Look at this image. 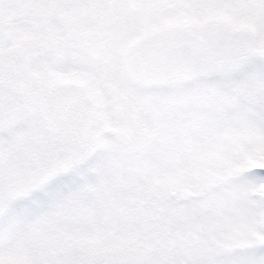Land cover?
Listing matches in <instances>:
<instances>
[{
    "label": "snow or ice",
    "instance_id": "obj_1",
    "mask_svg": "<svg viewBox=\"0 0 264 264\" xmlns=\"http://www.w3.org/2000/svg\"><path fill=\"white\" fill-rule=\"evenodd\" d=\"M0 264H264V0H0Z\"/></svg>",
    "mask_w": 264,
    "mask_h": 264
}]
</instances>
